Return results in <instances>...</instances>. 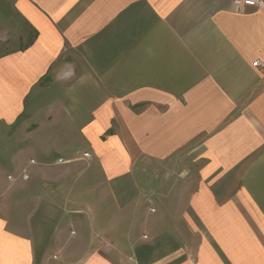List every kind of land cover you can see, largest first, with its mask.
Returning <instances> with one entry per match:
<instances>
[{
  "label": "crops",
  "instance_id": "0c3cea01",
  "mask_svg": "<svg viewBox=\"0 0 264 264\" xmlns=\"http://www.w3.org/2000/svg\"><path fill=\"white\" fill-rule=\"evenodd\" d=\"M12 1L30 32L0 54L2 123L58 117L117 208L140 197L145 160L187 150L194 181L128 250L57 233L49 203L24 225L1 212L0 264H264V4Z\"/></svg>",
  "mask_w": 264,
  "mask_h": 264
},
{
  "label": "rangeland",
  "instance_id": "374dc122",
  "mask_svg": "<svg viewBox=\"0 0 264 264\" xmlns=\"http://www.w3.org/2000/svg\"><path fill=\"white\" fill-rule=\"evenodd\" d=\"M28 32L13 1L0 0V54L23 45ZM20 36L24 40H20ZM74 55L72 59L76 58ZM56 122L60 123V119L55 115H43L15 126L0 121V213L24 225L25 219L33 213L34 200L49 203L53 214L60 215L57 233L72 234L76 230L86 238L94 237L97 245L112 240L124 250L132 248L134 239L142 235L147 218L159 215L174 218L181 214L190 197V183L194 181V176L189 177L184 172L190 165L187 150L161 165L142 162L138 176L140 197L131 208L121 209L115 206L110 190L101 180L97 166L91 164L90 157L81 158L85 145L80 144L64 124L56 129ZM74 139L77 141L73 142ZM32 158L38 163L29 167L30 180L7 178L9 174L18 176ZM58 158L68 162L57 163ZM191 169L194 172L195 169Z\"/></svg>",
  "mask_w": 264,
  "mask_h": 264
},
{
  "label": "built area",
  "instance_id": "2783aa9c",
  "mask_svg": "<svg viewBox=\"0 0 264 264\" xmlns=\"http://www.w3.org/2000/svg\"><path fill=\"white\" fill-rule=\"evenodd\" d=\"M234 3L238 9H245L247 7L261 6L264 4V0H234ZM254 64L257 65L258 61H256ZM85 157H90V153L85 151L83 154V157H81V158L85 159ZM56 162L57 163H65V162H68V160H66L64 158H58ZM37 163H38V161L36 159L32 158L29 160L27 166H25L21 169V172H19L18 176H15L13 174H9V175H7V178L11 181H16L18 179L28 181L31 178V173L29 171V167L31 165H35ZM152 211H155V210L152 209Z\"/></svg>",
  "mask_w": 264,
  "mask_h": 264
}]
</instances>
